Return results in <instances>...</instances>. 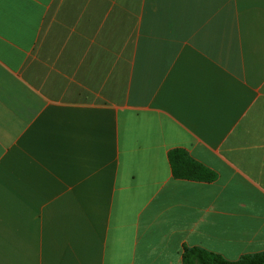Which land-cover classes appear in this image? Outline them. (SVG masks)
<instances>
[{
    "label": "crops",
    "instance_id": "1",
    "mask_svg": "<svg viewBox=\"0 0 264 264\" xmlns=\"http://www.w3.org/2000/svg\"><path fill=\"white\" fill-rule=\"evenodd\" d=\"M194 247L264 251V0H0V264Z\"/></svg>",
    "mask_w": 264,
    "mask_h": 264
},
{
    "label": "trees",
    "instance_id": "2",
    "mask_svg": "<svg viewBox=\"0 0 264 264\" xmlns=\"http://www.w3.org/2000/svg\"><path fill=\"white\" fill-rule=\"evenodd\" d=\"M169 162L175 179L212 182L217 177L214 172L193 160L182 149L171 151L169 153ZM183 264H264V251L257 254L244 255L237 261H230L221 255L201 248H186Z\"/></svg>",
    "mask_w": 264,
    "mask_h": 264
}]
</instances>
